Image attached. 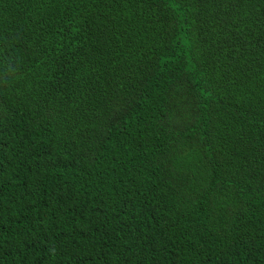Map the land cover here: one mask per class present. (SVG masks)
I'll return each instance as SVG.
<instances>
[{"label":"trees","instance_id":"trees-1","mask_svg":"<svg viewBox=\"0 0 264 264\" xmlns=\"http://www.w3.org/2000/svg\"><path fill=\"white\" fill-rule=\"evenodd\" d=\"M0 264H264V0H0Z\"/></svg>","mask_w":264,"mask_h":264}]
</instances>
